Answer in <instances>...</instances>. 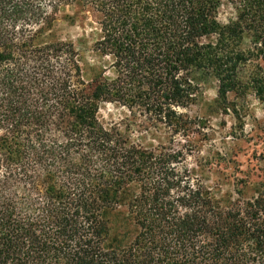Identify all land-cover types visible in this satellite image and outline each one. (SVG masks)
Returning <instances> with one entry per match:
<instances>
[{
  "label": "trees",
  "instance_id": "1",
  "mask_svg": "<svg viewBox=\"0 0 264 264\" xmlns=\"http://www.w3.org/2000/svg\"><path fill=\"white\" fill-rule=\"evenodd\" d=\"M68 7L92 15L113 78L86 80L52 32ZM260 61L264 0H0V264H264V194H223L182 151L97 118L116 102L177 125L209 78L264 101Z\"/></svg>",
  "mask_w": 264,
  "mask_h": 264
},
{
  "label": "rangeland",
  "instance_id": "2",
  "mask_svg": "<svg viewBox=\"0 0 264 264\" xmlns=\"http://www.w3.org/2000/svg\"><path fill=\"white\" fill-rule=\"evenodd\" d=\"M235 16L234 5L225 1L215 22L226 25ZM93 21L90 13L68 7L57 16L52 32L59 40L72 42L86 80L94 79L101 70L111 79L110 60L100 58L92 49L97 37ZM252 63H258L264 75V62ZM194 95L188 109L180 110L185 117L177 123L179 127L176 123H134L128 110L116 102H101L97 118L104 128L116 126L145 147L160 143L182 151L180 161L188 168H199L207 184L215 186L218 181L223 194L237 198L235 191L241 192L244 199L264 194V101L251 89L218 96L217 82L211 78L201 82ZM175 127L179 132H174Z\"/></svg>",
  "mask_w": 264,
  "mask_h": 264
}]
</instances>
